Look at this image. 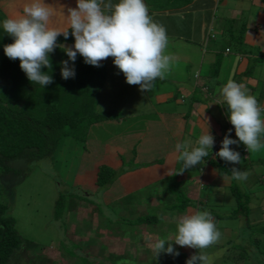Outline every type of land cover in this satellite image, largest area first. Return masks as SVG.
Here are the masks:
<instances>
[{
    "label": "crops",
    "instance_id": "obj_1",
    "mask_svg": "<svg viewBox=\"0 0 264 264\" xmlns=\"http://www.w3.org/2000/svg\"><path fill=\"white\" fill-rule=\"evenodd\" d=\"M187 7H192L195 11L201 7L202 12L205 10L212 12L207 33L215 38L213 41L216 43L224 42L221 36L224 33L223 28L227 19H237V23L246 19L245 32L242 36V44L246 53L224 50L220 70L215 78H210V65L215 61L216 54L222 50L221 46L223 45L210 41L198 45L186 42L180 37L168 38L169 44L166 53L174 57L173 64L178 66L180 73L170 75L168 72L164 79H157L151 92L142 93L137 85H129L120 72L109 77L105 75L99 93H101L102 101L105 100L108 103L105 106H100L99 102L96 111L104 115L131 117L133 118L132 126L136 125V127L142 128L138 137H135L136 132L130 138L117 133L114 144L95 136L87 138L79 166L82 169L77 172V178L83 179L80 181H83L85 191H91L87 194L93 195L98 192L93 182L94 170L97 166L105 164L118 172L122 169L113 182L105 188V191H102L101 201L107 207L115 206V208L124 211L122 213L126 214L129 220L138 217V215L156 211L161 202L167 203L166 207H161L162 215H157L160 217L158 222L140 225L143 228L139 229V234L136 236L137 238H134V241L139 242L135 250L141 249H139L141 258L151 249L149 237L155 238L154 233L160 232L159 229L169 222L166 214H175V223L182 215L196 210L207 209L214 216L216 223L222 216L218 213L214 215V211L209 206L206 208V206L200 205L203 201L206 204L216 205V202L221 198L215 192L219 190L221 193L223 192L218 182V176L221 175L218 169L217 173L212 169L207 172L206 178L210 179L207 183L208 186L203 182V173L208 168L206 163L211 164L210 157L205 158L204 165L202 163L193 169L186 170L185 174L182 172L177 175L178 185L180 183L185 188L183 192L191 202L181 211L172 208L175 203L176 189H171L167 194L164 188H152L154 185L162 183H171L173 186L175 182H172V179L174 178L167 175V170L172 167L178 170L181 167L179 163H172L174 145L177 142H186L190 146H194L205 124V117L211 125L215 141L223 138L227 130L233 128L226 120L224 106L220 105L223 101L222 97L218 95V90L229 78H232L237 82L244 83L250 94L254 95L261 105H264V84L260 83L264 82V66L261 64L263 54L257 51L259 49H253L264 44V42L259 45L253 44L257 40H264V0H191L185 5V8ZM189 19H193L191 20L193 24L194 17ZM202 23L205 24V21ZM236 29L237 27L233 31ZM249 49L251 50L248 51ZM246 64L253 65L250 67ZM255 65L259 68L258 71L253 68ZM115 82L117 83L114 84ZM97 99L100 101L99 97ZM210 103L213 104L202 115L203 108ZM187 104L189 107H184ZM142 114H146L143 120V116H138ZM112 121L116 120L100 122L97 124V129L100 131L103 126ZM232 132L235 135L234 130ZM260 153L259 157L258 153H249V163L259 162L258 160L264 161V151H260ZM251 164L250 166H252ZM184 179L187 181L184 182ZM196 181L204 185L195 184ZM160 189L164 191V195L160 194ZM152 190L156 191L150 194ZM141 193L143 194L141 195ZM233 214L234 212L230 216ZM132 232L136 235L137 231ZM141 236L144 240H148L146 246L144 243V249H142L143 240L140 242ZM194 251L195 249L184 247L181 252L183 257L184 255L189 257L194 254Z\"/></svg>",
    "mask_w": 264,
    "mask_h": 264
},
{
    "label": "rangeland",
    "instance_id": "obj_2",
    "mask_svg": "<svg viewBox=\"0 0 264 264\" xmlns=\"http://www.w3.org/2000/svg\"><path fill=\"white\" fill-rule=\"evenodd\" d=\"M46 2L52 4L53 7H59L60 5L75 7V0H46ZM23 3L24 0H0V15L4 18L17 15L22 9ZM166 14H168L169 19L170 16H173L169 11ZM60 20H62V17L57 12L54 22ZM176 25V23L169 24L171 28L170 37L182 33L177 31V34L172 33L175 28L183 31L181 26L176 27ZM72 39L74 38L72 37ZM261 42H264V40H257L253 44L259 45ZM253 49H259L257 51L263 54L261 64L264 66V44ZM110 58L101 62L106 77L119 72L112 63V58L111 60ZM252 65L246 64L250 67ZM253 68L256 71L259 70L257 65ZM179 71L178 66L172 63L169 71L170 75H177L180 73ZM260 83L264 84L263 81ZM100 94L97 96L100 101L97 99L95 102V109L98 108L99 102L100 106H105L108 103V101H102ZM186 106L189 107V104L184 105V107ZM138 116H143V120L146 114ZM132 121L133 118L122 116L119 117V120L109 122L103 126L100 131L97 129V124H100V122L93 124L88 129L86 137L95 136L105 142H113V144L116 142L117 133L130 138L136 132L135 137H138L142 127L132 126ZM231 136L233 139H238L233 132ZM84 146L85 141L79 143L70 137H66L58 143L49 156L43 159L28 163L22 160L11 162L10 165L17 168L19 172L17 175L12 176L8 182H5L3 176H0V199L9 207V214L14 218V225L18 234L34 245L31 246V249L22 248L17 253L12 254L8 264H185L188 257L186 255L183 257L181 251L184 247L179 246H176L180 252L177 257L161 254L155 258L151 249L149 252L147 251L148 254L145 253L142 258L139 257L141 255L140 248L135 250L139 242L136 243L134 238H137L139 229L143 227L128 225L129 217L122 213L124 211L115 208V206L107 207L103 204L101 196L105 188L93 195L87 194L91 191L86 192L83 181H80L83 179L77 178V172L82 169L79 166ZM231 147L238 151L242 158V164L235 166L248 171L250 175L248 180L244 182L233 180L230 171L233 165L227 163L226 166L230 165V167L226 172L230 171V173L224 172L218 176V182L223 192L221 193L220 190L215 192L221 199L216 202V205L206 204L204 201L200 204L206 206V208L210 207L214 211V215L216 213L224 215V217L221 216L218 219L217 223L215 221L222 233L221 239L218 243L203 250V252L213 258V264H264V175H262L264 174V161L258 160L259 162L249 163V153L242 143L239 146L232 145ZM260 154L258 152V157ZM210 158L211 164L206 163L208 168L203 173L205 185L210 181L206 178L208 176L207 172L210 169L216 172L225 164H217L214 159ZM186 172L184 171V174ZM178 174L171 176L174 178L172 182H175L173 187L170 188L171 183H160L161 185H154L152 188H164L166 193L169 194L170 190H174V187H176L177 191L184 194L185 188L177 183ZM185 181L187 180L184 179ZM194 183L204 185L198 181ZM232 184L237 185L243 194L241 201L244 205L239 209V204L230 190ZM155 191L152 190L150 194ZM160 191V194L164 195V191L162 189ZM70 193L72 195H69ZM61 194L65 202L62 204L63 208L60 216L55 217V203L59 200ZM165 204L167 203L161 202V205L157 208L159 212L156 210L148 214L156 216L159 214L161 216V207H166ZM243 207L248 208V210L246 211ZM233 212H236L234 217H228ZM143 215L145 214L138 215V217ZM167 217L169 222H166L165 226L159 229L160 232L154 233L155 237H172L174 235L175 214H166ZM224 227L225 229H223ZM132 231H137L136 235ZM129 232L131 233L129 234ZM142 240V249H144V243L146 246L148 240H144L141 236L140 242ZM197 251L195 249L194 254Z\"/></svg>",
    "mask_w": 264,
    "mask_h": 264
},
{
    "label": "clouds",
    "instance_id": "obj_3",
    "mask_svg": "<svg viewBox=\"0 0 264 264\" xmlns=\"http://www.w3.org/2000/svg\"><path fill=\"white\" fill-rule=\"evenodd\" d=\"M57 12L62 20L54 22ZM0 31L11 38L10 43L0 45L5 56L18 60L27 80L42 89L53 83L51 54L57 48L67 56L60 61L62 79L75 77L77 56L94 67H100L103 60L111 57L125 82L137 85L142 93L151 92L156 80L164 79L174 62V57L166 53L169 44L166 29L149 15L144 0H75V7H53L46 0H24L17 15L0 19ZM70 35L74 38L70 46L58 43V37L67 41ZM218 95L223 103H213L224 106L233 128L215 141L205 117L194 146L186 142L174 145L172 163L181 167L178 170L172 167L167 175L204 165L205 158L218 162L219 157L233 165L230 169L233 180H248L250 173L235 166L242 164V158L231 146L242 143L248 153L264 150V105L244 83L232 78L218 90ZM213 103L203 108L202 115ZM233 130L238 139L232 138ZM221 235L211 212L203 209L182 215L172 237H149V243L155 258L161 254L177 257L180 252L176 246L189 247L198 251L185 264H213V258L203 250L218 243Z\"/></svg>",
    "mask_w": 264,
    "mask_h": 264
},
{
    "label": "trees",
    "instance_id": "obj_4",
    "mask_svg": "<svg viewBox=\"0 0 264 264\" xmlns=\"http://www.w3.org/2000/svg\"><path fill=\"white\" fill-rule=\"evenodd\" d=\"M190 1L144 0L149 15L161 25L165 22L163 26L168 38L180 37L186 42L198 45L205 41L216 43L213 41L215 38L207 33L212 12L208 10L202 12L201 7L197 11L192 7L185 8V5ZM168 11L173 14L170 19L166 14ZM191 17H194L195 20L193 24L191 21L193 19H189ZM3 18L4 16L0 15V19ZM245 20L242 19L239 23H237V19L233 18L226 20L223 28L224 33L221 36L224 42H217L225 47L221 46L222 50L216 54L215 61L210 65V78L217 76L224 50L246 53L242 44ZM203 21L205 24L202 23ZM170 23H176V27L181 26L183 30L175 28L172 33H176V31L182 33L170 37ZM236 27L237 29L233 31ZM0 35H3L2 31H0ZM10 42L11 38L6 34L0 37V45ZM58 43L70 46L73 39L71 35L67 41L63 37H58ZM66 59V54L59 48L51 54L53 83L42 89L39 85H32L20 69L19 61L7 58L3 48L0 47V176H3L5 182H8L12 176L19 172L17 168L10 165L11 162L17 160H22L25 163L38 161L49 156L62 139L70 137L72 140L83 143L86 141L88 129L93 124L111 119L119 120L118 116L100 114L95 110L98 91L104 79L103 65L101 64L100 67L88 65L84 63L82 57L77 56L75 77L64 80L60 76V61ZM222 163L225 164L219 168V174L226 172L230 167V165L226 166L227 163L218 157L217 164ZM119 172L105 164L97 166L94 170L93 181L97 191L109 186ZM226 173L228 174L230 171ZM174 188L176 189V187ZM177 190L172 208L181 211L191 202L185 194ZM230 190L239 204L238 209L241 208L244 205L241 201L242 192L234 184L230 186ZM64 202L61 194L55 203V217L60 216ZM243 208L248 210L246 207ZM147 214L136 217L135 220H129L128 225L158 222V216ZM234 214L228 217H234ZM31 246L34 245L18 234L14 218L9 214V207L0 199V264H8L12 254L22 248L31 249Z\"/></svg>",
    "mask_w": 264,
    "mask_h": 264
},
{
    "label": "built area",
    "instance_id": "obj_5",
    "mask_svg": "<svg viewBox=\"0 0 264 264\" xmlns=\"http://www.w3.org/2000/svg\"><path fill=\"white\" fill-rule=\"evenodd\" d=\"M217 146H220V143H218ZM215 152H216V150H215Z\"/></svg>",
    "mask_w": 264,
    "mask_h": 264
}]
</instances>
